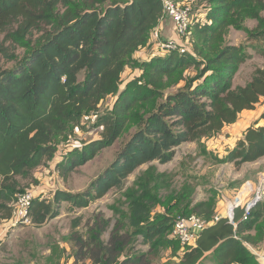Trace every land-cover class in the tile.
I'll list each match as a JSON object with an SVG mask.
<instances>
[{"label": "trees", "instance_id": "trees-1", "mask_svg": "<svg viewBox=\"0 0 264 264\" xmlns=\"http://www.w3.org/2000/svg\"><path fill=\"white\" fill-rule=\"evenodd\" d=\"M210 2L207 13H199L188 1L193 41L181 53L159 47L151 51L153 30L170 18L163 0H0V222L12 217L11 203L23 191L22 180L52 161L62 136L85 115L99 113L109 98H115L113 107L96 121L103 127L102 137L57 162L61 175L69 176L137 127L134 134L89 191L59 189L52 201L34 197V224L58 216L64 201L85 207L114 188L122 189L140 166L172 161L184 142L196 141L209 154L203 139L221 133L237 123L243 111L264 101V68L257 67L250 81L234 86L248 56L243 46L226 41L231 27L264 41V0ZM249 18L258 22L252 30L243 23ZM18 48L24 49L21 57ZM144 48L150 59L135 57ZM258 49L264 58V45ZM9 62L15 64L6 67ZM127 67L142 73L121 89ZM263 157L264 113L217 160L240 168ZM173 176L150 164L123 191L121 202L127 210L112 205L120 217L107 242L101 235L109 222H96L88 241L74 233L63 237L64 242H74L69 255L66 247L53 243L46 264H61L72 255L74 264L87 258L92 264H153L168 249L178 260L170 264H202L208 259L213 264H262L248 244L257 247L264 241V199L246 219L245 210L238 208L234 225L226 217L215 220V190L208 199L195 201L197 186L185 181L176 188ZM191 215L207 225L194 243L184 246L172 232L178 216ZM79 224L75 220L73 226ZM139 236L148 251L134 247Z\"/></svg>", "mask_w": 264, "mask_h": 264}, {"label": "rangeland", "instance_id": "rangeland-1", "mask_svg": "<svg viewBox=\"0 0 264 264\" xmlns=\"http://www.w3.org/2000/svg\"><path fill=\"white\" fill-rule=\"evenodd\" d=\"M175 1L181 3L192 1L195 10L199 13H207L208 7L211 5L210 0ZM163 20L154 29L158 30L160 37L161 33L163 34L161 28ZM243 23L249 30H252L257 26L258 22L249 18ZM3 37L4 34H1L0 39H3ZM152 41V46H157V48L151 51L156 52L158 47L161 49L158 41L155 39H152ZM179 41L190 49L193 41L191 30L186 39L180 38ZM226 41L233 45L243 46L248 56L246 61L241 64L233 80L234 86L244 85L251 80L257 67L264 68V58L258 49L259 46L264 45V41L250 38L247 30L236 29L235 27L230 28ZM17 53L20 57L23 56L24 49L18 48ZM4 64L6 67H11L15 63ZM141 73L140 69L127 67L122 76L123 84L121 89L125 87L127 81ZM183 85L184 82L180 83L178 87ZM177 89V87L172 88L171 91H176ZM114 102L115 98L113 97L102 102L99 113L90 112L85 115L79 126L74 127L66 135L62 136V142L55 158L46 165L37 168L33 177L22 180V192L33 191L35 197L52 201L55 192L59 189L74 194L89 191L91 183L111 165L137 127H132L126 134L116 140L112 146L103 149L93 159L76 167L67 177L61 175L60 169L57 168V162L67 159L75 149H82L84 145L102 137L103 127L96 125L97 117L103 110L111 109ZM253 115V112H249L240 122L226 126L216 136L203 139V146L207 148L209 154H206L200 146L201 144L196 141L184 142L176 147V154L172 161L162 164L155 160L150 164L157 165L160 171L173 173L172 183L176 188H180L185 181H190L196 185L195 201L208 199L211 195V190H215L217 192V210L224 213L228 209L229 202L240 195L246 183L249 181L259 182V179L264 176V157L256 162L245 163L240 168H237L233 162L221 163L217 160L218 157H225L230 148L234 147L237 141L242 138L247 126L256 120L255 118L252 119ZM150 164H144L130 174L125 180L122 189L114 188L103 197L92 199L88 206L80 207L67 201L62 202L60 214L49 218L43 224L36 225L33 222L26 224L17 223L12 217L2 220L0 222V264H46L45 258L52 252L51 245L57 242L62 247L67 248V254L69 255L73 251L74 242H64L63 237H69L70 233H74L77 236L81 235L84 240L88 241L90 240V229L96 222H109L107 229L101 235L102 239L107 242L120 217V214L113 210L112 205L116 204L127 210V204L121 202V199L123 201L125 199L122 193L134 183L141 172L147 169ZM244 192L242 191L241 194L246 197L247 194ZM244 201L243 199L242 203ZM157 210L159 211L160 209L157 208ZM75 220H80V224L76 227L73 226ZM134 247L144 251L149 250V245L143 243L142 236L138 237ZM254 248L259 249L258 247ZM171 261L175 262L178 260L176 257H172V251L168 249L162 252L161 257L155 258L153 264H170ZM74 262V255L68 260L65 258L61 260V264H74ZM79 264H92V261L87 258L80 261ZM202 264H206V260Z\"/></svg>", "mask_w": 264, "mask_h": 264}, {"label": "built area", "instance_id": "built-area-1", "mask_svg": "<svg viewBox=\"0 0 264 264\" xmlns=\"http://www.w3.org/2000/svg\"><path fill=\"white\" fill-rule=\"evenodd\" d=\"M165 7V14L168 15L174 22V34L172 37L162 39L158 30H154L151 39H155L159 42V46L162 49L169 51L179 50L184 53L188 49L185 45L181 44L179 39L185 38L190 33V25L192 24V6L186 2H177L175 0H163ZM248 183H250L248 185ZM244 185L242 191H245L247 196L242 203L239 196H236L234 200L228 204L227 211L218 212L215 215V220L226 217L231 223L236 225L235 212L238 208L245 210L244 219L247 218L252 207L258 202L264 199V176L259 179V182H248ZM240 192V194H241ZM238 195V194H237ZM35 193L33 191H25L17 194L15 200L11 203L13 208L12 218L18 223H31L32 218L30 209L33 204ZM207 225V222L197 215H191L189 217L178 216L175 220L172 236L179 239L182 245L192 244L198 237V231L203 230ZM248 246L255 252L261 262H264V253L262 250H257L253 245Z\"/></svg>", "mask_w": 264, "mask_h": 264}, {"label": "crops", "instance_id": "crops-1", "mask_svg": "<svg viewBox=\"0 0 264 264\" xmlns=\"http://www.w3.org/2000/svg\"><path fill=\"white\" fill-rule=\"evenodd\" d=\"M161 28L163 31V34L161 33V36L163 39H165V36H171L173 31H174V22L171 18L166 17L162 23H161ZM157 48V46H153L152 50ZM135 57L141 58L142 60H148L150 59V53L149 50L147 48L144 49H140L139 51L136 52ZM249 112H253V118L252 119H258L260 118V116L264 113V101H262L259 105H257V108L254 110H245L243 111L240 119L238 120L239 122L241 121V119L244 116H247V114ZM258 115V116H257ZM260 115V116H259ZM235 124V123H234ZM250 125H248L247 127H249ZM245 193V192H244ZM246 194V193H245ZM244 194H240L239 198L240 200L245 199ZM259 248V250H262L264 253V241H262L259 246H257ZM206 264H213L211 260H206ZM262 264H264V262H262Z\"/></svg>", "mask_w": 264, "mask_h": 264}, {"label": "water", "instance_id": "water-1", "mask_svg": "<svg viewBox=\"0 0 264 264\" xmlns=\"http://www.w3.org/2000/svg\"><path fill=\"white\" fill-rule=\"evenodd\" d=\"M202 230H199L197 233L200 234Z\"/></svg>", "mask_w": 264, "mask_h": 264}]
</instances>
